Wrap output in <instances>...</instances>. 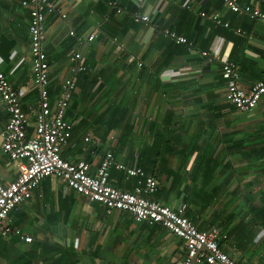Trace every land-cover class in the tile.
<instances>
[{
    "label": "crops",
    "instance_id": "1",
    "mask_svg": "<svg viewBox=\"0 0 264 264\" xmlns=\"http://www.w3.org/2000/svg\"><path fill=\"white\" fill-rule=\"evenodd\" d=\"M56 1L67 19L48 16L43 44L53 104L71 77L70 56L81 52L87 67L76 76L66 112L73 135L62 157L88 161L94 173L104 152L113 150L117 160L159 181L156 200L174 207L184 200L199 231L216 227L227 234L220 246L238 264H264V98L251 112L238 111L227 100L221 65L201 55L220 48L250 89L264 80V24L230 11L224 0ZM111 1L124 9L118 12ZM21 2L0 0V70L19 92L33 131L40 89L33 81L29 12ZM239 2L264 11V0ZM135 11L151 22L136 23ZM201 12L218 13L230 27ZM164 28L192 46L165 36ZM121 113L122 125L107 132L106 122ZM7 120L0 100L5 185L18 174L2 149ZM111 174L114 186L133 189L134 179L124 172ZM34 195L8 221L33 241L0 235V264H178L185 255L184 243L164 226L138 223L124 211L108 215L60 179H44Z\"/></svg>",
    "mask_w": 264,
    "mask_h": 264
},
{
    "label": "built area",
    "instance_id": "2",
    "mask_svg": "<svg viewBox=\"0 0 264 264\" xmlns=\"http://www.w3.org/2000/svg\"><path fill=\"white\" fill-rule=\"evenodd\" d=\"M21 4L29 12L33 81L40 89V100L34 129L29 133L30 123L22 108L21 96L6 73L0 70V100L8 113L2 132V149L18 165V174L11 183L5 185L0 182V235H14L26 243L33 241V237L21 227L9 223V217L14 210L34 198L36 189L44 179L52 177L62 180L68 188L101 205L108 215L124 211L138 223L164 226L184 243L185 255L178 264H238L220 246V242L226 240L228 235L216 227L199 231L185 216L188 205L184 200L176 207L156 200L154 197L160 189L159 181L143 168L117 160L111 150L104 152L94 173L88 161L70 162L62 157V148L73 135V126L66 120V112L76 89V76L85 72L87 67L81 63V52L70 56L71 77L63 82L60 95L53 104L48 89L50 64L43 45L45 24L50 15L67 19V14L56 0H22ZM109 4L118 12L124 9L115 1ZM224 4L230 11L247 15L264 24V11L260 8L241 4L239 0H224ZM200 15L216 24L230 27V22L223 20L218 13L201 12ZM132 16L136 23L151 22V17L146 13L135 11ZM236 31L241 32L239 29ZM162 33L178 44L192 46L186 36L175 30L164 28ZM71 35H75L74 31H71ZM94 37L95 34H92L89 40L92 41ZM201 55L221 65V75L227 83V100L234 108L243 113L256 108L264 98V80L256 82L250 89H244L240 84L241 76L236 63L223 55L220 48L202 51ZM85 141L99 145V140L91 136H87ZM113 169L124 172L127 179H134L132 190H122L111 183ZM39 196L42 197V194Z\"/></svg>",
    "mask_w": 264,
    "mask_h": 264
},
{
    "label": "trees",
    "instance_id": "3",
    "mask_svg": "<svg viewBox=\"0 0 264 264\" xmlns=\"http://www.w3.org/2000/svg\"><path fill=\"white\" fill-rule=\"evenodd\" d=\"M222 3H223V0H222ZM122 123H123V114L121 113L119 119H116V120L110 119V120H108V121L106 122L107 127H108L107 132L116 129L117 127H120V125H122ZM29 133H32V130L29 129ZM105 136H106V135H105ZM109 150H110V149H109ZM111 151H113V150H111ZM113 153H114V155L116 156V154H115L114 151H113ZM137 166H138V165H137ZM111 177H112V174H111ZM188 197H189V196L187 195V198H185V200H188ZM94 203H95V202H94ZM189 203H191V202H189ZM14 211H15V210H14ZM185 216H186L188 219L191 220V210H189V208H188V210L186 211ZM21 221H22V220H21ZM21 221H19V222H21ZM22 222H23L22 224H24V223H25V220H23ZM18 224H20V223H18ZM13 225H14V224H13ZM159 226L163 227L162 225H159ZM163 228H164V227H163ZM46 246H47V244H43V245H42V248H45ZM35 248H36V247H35ZM37 261H38V259H37Z\"/></svg>",
    "mask_w": 264,
    "mask_h": 264
},
{
    "label": "water",
    "instance_id": "4",
    "mask_svg": "<svg viewBox=\"0 0 264 264\" xmlns=\"http://www.w3.org/2000/svg\"><path fill=\"white\" fill-rule=\"evenodd\" d=\"M196 258L194 259V262H195Z\"/></svg>",
    "mask_w": 264,
    "mask_h": 264
}]
</instances>
